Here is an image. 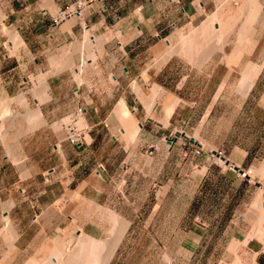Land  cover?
Returning a JSON list of instances; mask_svg holds the SVG:
<instances>
[{"label": "crops", "instance_id": "obj_1", "mask_svg": "<svg viewBox=\"0 0 264 264\" xmlns=\"http://www.w3.org/2000/svg\"><path fill=\"white\" fill-rule=\"evenodd\" d=\"M74 1L0 0V89L6 95L24 88V64L37 67L30 72L34 87L36 77L42 73L40 65L48 61L50 51L79 39L85 29L97 38L96 57L86 62L89 64L84 71L85 81L76 84L70 73H57L50 80L51 87L47 85L50 99L38 106L41 115L51 122L77 105H84L85 121L94 128L91 141L76 146L65 139L59 141L62 158L48 168L50 173L47 181L43 179L42 191L38 188L42 177L33 155L26 157V163L25 158L12 160L0 153V213L15 225L12 242L6 246L0 243V256L15 259L0 258V264H38L43 255H48V241L60 242L72 229L75 238L82 231L103 243L100 246L97 242L95 248L86 250L73 247L76 239L72 240L63 253L68 254L64 260L67 264H199L203 256H214L215 249H200L198 243L195 248L186 249L185 241L238 238L245 239L246 253L264 264V226L257 235L246 236L247 225L258 216L251 205L239 200L235 209L232 201L221 204L207 198L208 193L203 194L217 168L219 173L230 169L238 176L234 166L264 189V57L250 61L260 67L249 88L243 78L248 63L242 66L239 56L212 52L190 64L171 55L159 62L173 29L193 24L210 11L203 0H87L86 9L79 15L53 24L56 13ZM11 36L17 38L15 45ZM232 59H238L239 68L231 64ZM7 83L13 84L4 87ZM151 85L157 87L155 93ZM138 93H142V98ZM223 96L237 97L224 106L225 111L234 108L235 112L228 122L231 131L225 133L227 136L231 132L232 138L222 144L229 161L227 167L207 152L197 157L184 152L190 142L182 137L173 147L168 145L170 138L175 139L176 129L190 131V115L196 111L202 113L197 124L201 135ZM32 100L37 101L35 97ZM119 101L136 119L139 129L133 139L127 136L126 125L115 109ZM254 121L257 126L250 128ZM248 135L253 138L245 139ZM142 147L146 148L144 154ZM121 151L141 154L143 162L126 164L127 183L119 189L121 196L116 199L109 194L115 187L108 182H114L121 174L124 165H115V156ZM90 154L103 161L101 179L92 177ZM53 187L58 188L59 195L79 191L86 197L91 191L96 192L91 195L95 199L62 202L50 197ZM263 199L260 204L264 209ZM2 202L9 204L6 210L2 209ZM260 222L264 225L263 219ZM219 223L238 227L232 235L222 231L217 236L211 225ZM63 229L65 233L61 232ZM114 240L117 245L112 249ZM106 242L111 245L106 247L108 250L103 248ZM104 255H108L107 261ZM206 264L216 262L208 260Z\"/></svg>", "mask_w": 264, "mask_h": 264}, {"label": "rangeland", "instance_id": "obj_2", "mask_svg": "<svg viewBox=\"0 0 264 264\" xmlns=\"http://www.w3.org/2000/svg\"><path fill=\"white\" fill-rule=\"evenodd\" d=\"M203 1L207 2V5L210 11L201 15L196 20H194L195 22L193 24L174 28L172 33L167 37V40H166L167 45L165 47V51L171 48L173 50L172 55L174 56V58L181 59L183 60L184 63H190V64L199 62V60L203 58L204 55L206 56L208 53L211 54L212 52L219 53L217 55L234 57L235 56L234 54H236V50H239V47H240L241 53L238 54L239 56L238 59L239 60L242 59V62H243L242 66L245 64V62L246 63L250 61L256 62L257 59L260 60L262 57H264V0H256L258 3L261 4V8L259 9L257 17H255L254 21L251 23V25L253 26L250 25V27L252 28L249 27L250 30L248 29L249 31L247 32L243 31V25H244L243 21L246 20L245 18L248 15L247 10L250 9L248 7L249 0H203ZM195 3H196V7L200 8L199 3L198 2H195ZM211 12H214V13H211ZM58 13L59 11L56 13V15H58ZM212 14H215L216 21L214 22H216V24H214V22L212 23V26H214L213 29L210 27L211 24L208 25L207 28H205L202 25H204V22L206 21L205 19H207L208 16ZM72 16H75V15H72ZM55 17L53 18V24H57L61 22L62 20H64L62 19L60 21H57L56 23L54 20ZM243 18L244 20H242ZM197 29H199V31ZM211 29L213 30V32ZM215 29H217V31L218 30L220 31L221 36H220L219 31L217 32ZM214 30L216 33L214 32ZM240 32L245 33L244 34L245 38L243 40L239 39ZM176 33H179V34H176ZM212 34L216 38L212 37ZM216 35H219V38ZM172 38L174 41L171 40ZM82 40H83V37L81 36L79 39H76L72 41L71 43L60 45L56 49H53L52 51H50L47 54L48 61H44L40 65L42 69V73L36 77L37 82L35 83L34 87L31 86L32 77L30 75V72H31L32 67H34V69L37 67L35 65L33 66L30 63H27L22 66V70H21L25 73V78L21 85L24 88L21 91H18L17 93H14V94L6 95L0 89V98H1L0 99V110H1L0 112L3 113L2 115H0V153H6L7 157L12 160H15V159L19 160L21 158H25V162H26V157H30L31 155H33L34 164L39 165L40 178L42 177V179L40 180V186H38L40 191H42V188H43L42 185L44 183L43 182L44 177H45L44 180H46V178L48 177L50 173V171H48V168L53 166L55 163H57L60 160V158H62V154L60 153V150H59L60 149L59 141L64 140L65 132H64V129L62 128V125L59 119L64 117L68 112L65 115L61 116L60 118L54 121H51V122L46 121V118L42 116L43 120L41 119V122L39 121L32 122L33 127H31L30 122L25 118V114L27 112V107H29V110L37 109L40 103L50 99L51 97V89H49V87H51L50 80L52 77L57 75V73L59 72L60 73L61 72L70 73L72 81L76 84H79L85 81L84 71H85V68L87 67L86 65L87 63L82 66L81 70L83 72L81 71V73H79L80 75L79 82L75 78L76 77L74 73L76 72L75 69H71L70 67L69 69L67 66V64L69 63L68 60H70L71 58L73 59V61H75L74 62V64H76L75 66L76 67L78 66V63H79L78 60H80L78 56H81L80 51H79V45L81 44ZM172 42L173 43L176 42V43L171 45ZM211 42L214 43V46H211ZM180 43L183 46V48L180 45ZM14 44H16V42H14ZM224 45H227V46L224 47ZM248 46H249V49H248ZM94 49L95 47L91 48V50L89 49V51H92L95 54L96 52L94 51ZM86 51L87 50H85L84 52ZM14 52L16 51H11V53H14ZM187 52L188 54H186ZM238 59L231 60L232 61L231 64L236 65V68H239L240 66L238 63L239 61L237 62ZM237 71L241 72V69H237ZM68 75L69 74H66V77ZM15 79H17V77L16 78L14 77V80ZM4 81L8 82V79H5ZM42 81H46L47 85L49 86L47 87V90H46V93H47L46 99L44 101H41V102L36 101V103H34L32 100V97L36 98V92L41 86L40 84ZM244 81L246 80L244 79ZM2 82L3 80H1V77H0V88L2 86ZM137 83L139 84L138 81H136V84ZM9 84H13V83H7L6 85H4V87L8 86ZM241 86H243V83H241L240 87ZM92 87H95L94 83L92 84ZM156 88L157 87L155 85H151V91L153 93L155 92L154 89ZM13 90H14L13 88H9L10 92H13ZM20 97H24V101H22ZM37 99L38 98H36V100ZM233 99H237V97H230V96L221 97L219 103L217 104L218 110L215 113H213V115L209 118V120L205 124L204 128H202V130L200 131L201 135H198L199 128L197 127V124L199 122V119L202 113L198 111L193 112L190 115L191 125L189 126L192 127L190 131L188 132V131H185L184 129H176L175 131L176 133L177 132L185 133L187 135V138L182 137L181 135L176 136V133H174L175 139L172 140L170 138L168 145L170 147H173L177 138L182 137L184 139L189 140L190 142V144L187 145L183 149L184 152L190 154L192 157H197L201 155L202 153L207 152L211 156V158L214 159L217 163H219L222 167H227L229 163L225 165V162L220 159V156L225 157L224 155L225 153L223 152V149H222V144L224 143L223 140H225L226 142L229 140V138H232L231 132H229L230 135H227V136H225V133L228 130L229 119L234 116L235 112H234V108H232L231 110L228 109V111L227 110L225 111L224 106L227 105V103H229V101ZM55 103H57V101H55ZM81 106L85 108V112H86V107L84 105H81ZM73 109H71L70 111H72ZM85 112H84V119L80 120L82 124L87 123L85 121ZM128 113L130 116L131 112L128 111ZM66 118H67V115L64 117L63 120H65ZM132 118L134 121L136 120L133 116ZM121 119L124 123L125 119L123 120L122 117ZM257 124L258 123L254 121L253 123L249 124V127L254 128L255 126H257ZM228 131H231V130H228ZM236 131H237V134H239L240 129H237ZM93 134H94V128H92L91 126L89 134L86 137V142H83L82 144L87 145V142L89 143L91 141L90 138L93 136ZM190 136H194L196 138V139L194 138L195 142H199V143L201 142L202 144L200 143L199 145H195V143H192L190 141ZM252 138L253 137L250 135L245 136V139H252ZM173 141H175L174 144L173 145L170 144V142H173ZM17 146L20 147L19 149H22V150L19 151ZM73 146H76V145H73ZM142 148L143 149H141V152H142L141 154H144L146 148L144 147ZM153 148L155 149V147ZM151 149L152 148H150L149 150L151 151ZM195 149H198L199 151L197 154L194 153ZM213 151H215L216 153H213ZM141 154L135 155L134 152H128V151L117 152L115 156L116 157L115 165L117 166V163L120 162L124 166L119 172L121 174L116 177V180L114 182H108L110 183V185H114L115 187V191L110 190L109 192V194H114L113 198H116V199L120 198L121 194L118 191H120L119 189L122 188L125 185V183H127V175H128L127 166L129 165H126V164L129 162L133 163V165L142 163L143 158ZM89 157L92 160V167L94 168V171L92 172V177H94V179H97V180L101 179L102 172L98 173L99 172L98 170L101 169L99 168V165H102L104 167V164L102 163L103 161L96 160L95 154L94 155L90 154ZM216 157H219V159L223 161V163H220V161H218ZM225 160L227 159L225 158ZM116 166L114 167L113 172H115ZM218 170L219 169L217 168L216 171H214L212 175L209 177L208 183L207 185H205L206 186L205 193L203 194L208 193L206 196L207 198H210V199L214 198L218 201V203H221V204L232 201V203H234V205L236 206L235 209H237L239 200H242V202H246L250 204L251 207L254 209V212L258 214V216H256V218L251 224L247 225L249 230L247 231L246 236L249 233L252 236L257 235L258 231L261 229V226L262 227L264 226L262 222H260L261 219H263L264 221V209L261 207L259 203V200H260V197H258L259 196L258 192L260 189L259 182H257L252 177H249V176L247 177V175L244 176L245 174L239 173L237 174L238 176H235V173L230 169L222 173H219ZM133 171H134V168L131 171V173ZM8 177L11 178L12 176L10 175ZM245 178L248 179L249 182L248 180L245 181L244 180ZM137 182H139V179L137 180ZM104 184H107V183L105 182ZM93 185H95V182H93ZM51 189L53 191V194L50 195V197L55 196L54 199L55 198L60 199L62 202L64 199H67V200L68 199H84L85 197V196L84 197L81 196V195H84V193H79V191L76 194L71 192L70 194L62 193V195H59V190L57 187H53ZM94 193L96 194V192L91 191L85 197V199L87 200L95 199L94 196H91ZM43 198L46 199V196H44ZM2 204H3L2 209L6 210L4 208L6 207L8 203L2 202ZM261 214H263V217ZM8 220L9 221L7 223L6 219H4L3 213H0V243H2L5 246L9 245L12 242L13 240L12 238H13L14 230H15V225L13 221L10 218H8ZM5 223H7V225ZM73 224L74 223L71 224L72 227H73ZM211 226L215 227L217 236L222 235V231H224L225 235H228V236L232 235L235 233V230L238 227V225L236 224H229V223H219V224H213ZM72 231L71 232L68 231V233H70L68 237L66 238L64 237V239L60 241L59 243L57 241L55 242V240H49L48 241L49 246L47 247V250L49 248L48 254L52 253L50 244L53 246V248L59 249L60 253L61 252L63 253L65 249L71 246L69 244H71L72 240L74 239L76 240L78 239V241H76L77 245H74L76 244V242L72 245L73 247L82 245L84 246V247L81 246L82 248L91 249L97 246V242L100 243V241H97L95 237L90 236V235H87V237L91 241H87V242L84 241L82 243L79 238V235L84 234V232L81 231L78 237L75 238L76 233L74 232L73 229ZM61 232L65 233L64 229L61 230ZM234 240L237 241V243H235ZM242 241H243L242 239H231V240L215 239V240H209V241L202 240L201 242L190 240V241H185V244H186L185 248L193 249L196 247L198 243V247L200 249L209 247L210 252H211V249L213 248L215 249L214 256H211V254L208 257L207 255L203 256L199 264H206L208 260L215 261L216 264H232V263L236 264L234 263V260L237 258H238L239 264H255V263L261 264L262 263L261 261L255 260L253 254L246 253L247 249L244 246L245 242H242ZM91 244L93 245L91 246ZM62 245L64 247H62ZM101 245L102 243H100V246ZM231 248H233L234 250ZM232 251H235V252H232ZM46 256L48 255H43L38 262L41 263L42 260L46 258ZM61 257H62L61 264H67L66 262L64 263L63 261V260H66V258H68L67 255L62 254ZM0 258L2 260L15 259L14 257H11V256L8 257L7 255H4L2 257L0 256Z\"/></svg>", "mask_w": 264, "mask_h": 264}, {"label": "bare ground", "instance_id": "obj_3", "mask_svg": "<svg viewBox=\"0 0 264 264\" xmlns=\"http://www.w3.org/2000/svg\"><path fill=\"white\" fill-rule=\"evenodd\" d=\"M249 2V4H248V7L250 8H247V9H249V10H247L248 11V15H247V17L245 18L246 20L245 21H243L244 22V25H243V31H245V32H247V31H249L250 30V28H252V27H250V25H251V23L254 21V19H255V17H257V15H258V12H259V9L261 8V4L260 3H258L256 0H249L248 1ZM224 5V4H223ZM245 6V5H244ZM224 7V6H223ZM247 7V6H246ZM245 7V8H246ZM219 8V7H218ZM241 8V7H240ZM216 10H217V8H216ZM211 13H214V12H211ZM2 14V13H1ZM246 15V14H245ZM206 21L204 22V25H202V26H204L205 28H207L208 27V25H210L211 24V28L213 29V27L214 26H212V23L214 22V21H216V17H215V14H212V15H210V16H208V18L207 19H205ZM242 20H244V18L242 19ZM214 24H216V22H214ZM213 24V25H214ZM242 26V25H241ZM251 26H253V25H251ZM250 27V28H249ZM195 28V27H194ZM211 29V30H212ZM249 29V30H248ZM198 31H199V29H197ZM216 31H217V29H215ZM215 30H214V32H215ZM253 30H254V28H253ZM257 30V29H256ZM205 31H206V29H205ZM219 31V30H218ZM217 31V32H218ZM222 31H224V30H222ZM193 32V31H192ZM212 32H213V30H212ZM180 33V32H179ZM179 33H176V34H179ZM216 33V32H215ZM219 33H220V31H219ZM83 35H82V37H83V40L81 41V44L80 43H78V44H80L79 45V51H80V54H81V56H78V58H80V60H78L79 61V63H78V66L76 67L75 65L76 64H74V62H73V60H68V64H67V66H68V68L70 67L71 69H75V71L76 72H74L75 73V75H76V79L78 80V82L80 81V75H79V73H81V69H82V66L84 65V64H86V61L87 60H93L95 57H96V54H94L92 51H89V49L91 50V48H93L95 45H96V43H97V38H94V36L92 35V33H91V31H89V30H86L85 29V31H84V33H82ZM181 34H182V32H181ZM214 34V33H213ZM213 34H212V37H215V36H213ZM218 34V33H217ZM225 34V33H224ZM245 33H243V32H240V34H239V39H241V40H243L244 38H245V35H244ZM17 35V34H16ZM215 35V34H214ZM15 36V35H14ZM180 36V35H179ZM216 36H218V38H219V35H216ZM220 36H221V33H220ZM12 37V40H13V42H16L17 41V38L16 37H13V36H11ZM11 37H9V38H11ZM172 37V36H171ZM175 37H177V36H175ZM223 37V36H222ZM216 38V37H215ZM222 39V38H221ZM11 40V39H10ZM18 40H19V38H18ZM172 41H174L173 40V38L171 39ZM186 40V39H185ZM182 41H183V39H182ZM191 41V40H190ZM211 41V40H210ZM252 41V40H251ZM22 42V41H21ZM17 43V42H16ZM176 42H172L171 43V45L172 44H175ZM254 44V43H253ZM15 45V44H14ZM20 45V44H19ZM178 45V44H177ZM180 45H181V43H180ZM179 45V46H180ZM182 46V45H181ZM176 47V46H175ZM174 47V48H175ZM187 47V46H186ZM182 48H183V46H182ZM186 49H188V48H186ZM248 49H249V46H248ZM85 50H87L86 52H84ZM93 50V49H92ZM95 50V49H94ZM186 51V50H185ZM241 50H240V47H239V50H236V54H234L235 56H238V54H240L241 52H240ZM163 52V51H162ZM159 54H161V53H159ZM173 54V50L171 49V48H169V49H167L165 52H164V54H163V56H162V60H160L159 62H163L165 59H167L169 56H171ZM186 54H188V52L186 53ZM206 54V53H205ZM162 55V54H161ZM208 55V54H207ZM157 56V55H156ZM205 56V55H204ZM157 59V58H156ZM89 64V63H88ZM88 64H86V65H88ZM90 66V65H89ZM260 67V66H259ZM259 67H257L253 62H248V64H247V68H246V71H243V78L246 80V83H245V81H244V83L246 84V88H249V86L251 85V82H252V79L255 77V75H256V73H257V71H258V68ZM69 68V69H70ZM247 78V79H246ZM135 83H136V81H135ZM134 83V88L135 89H138V88H136L137 87V85ZM243 83V82H242ZM243 83V84H244ZM41 86L39 87V89H38V91L36 92V98H38L37 99V101L38 102H41V101H44L45 99H46V95H47V93H46V88H47V83H46V81H42L41 82V84H40ZM140 87V86H139ZM156 90L157 89H154V91L156 92ZM137 91H139V90H137ZM136 91V92H137ZM141 92V91H140ZM154 92V93H155ZM143 93V92H142ZM142 93H138L139 95H140V97L142 98V96H141V94ZM146 93V92H145ZM145 96V95H144ZM1 99V98H0ZM3 99V98H2ZM20 99H22V101H24V97H20ZM146 99V98H145ZM141 101H143V100H141ZM5 102V101H4ZM9 103V102H8ZM25 103V102H24ZM152 104V103H151ZM26 105V104H25ZM27 107V106H26ZM148 107V106H147ZM4 109V108H3ZM116 109V111L120 114V116L123 118V120H124V124L126 125V131H127V136L129 137V139H133V135L135 134V132L139 129L138 128V126H137V124H136V121H134L133 120V118H132V116L130 115L129 116V113H128V110H127V108L125 107V105H124V103H123V101H119V103L117 104V108H115ZM9 110V109H8ZM1 111V110H0ZM166 113L167 114H169L170 113V109H168L167 111H166ZM3 113H1L0 112V115H2ZM25 118L30 122V125H31V127H33L32 126V122H34V121H39V122H41V119H42V115H41V111L37 108V109H33V110H29V107H27V112H26V114H25ZM43 120V119H42ZM36 124V123H35ZM39 124V123H38ZM137 135V134H136ZM196 139V138H195ZM129 141V140H128ZM201 143V142H200ZM202 144V143H201ZM20 148V147H19ZM217 159H218V161H220V163H223V161H221L220 159H219V157H216ZM99 172L98 173H101L102 171H103V169H99L98 170ZM252 171H254V169H252ZM80 188V187H79ZM82 189V188H81ZM78 190V189H77ZM76 194V193H75ZM259 195L260 196H258V197H260V200H259V203H261V200H262V198H264V189H262V188H260V190H259ZM11 202H12V200H11ZM3 205V204H2ZM261 205V204H260ZM9 207V204H7L6 205V207L4 208V209H7ZM7 214V213H6ZM4 219H6V221H7V223H8V218H7V216H4ZM74 219V218H73ZM7 223H5L6 225H7ZM117 224V223H116ZM125 224V223H124ZM5 225V226H6ZM127 225V224H126ZM7 227V226H6ZM69 229V228H68ZM118 229V228H117ZM9 230H11V229H9ZM71 230V229H70ZM115 230V229H114ZM118 231V230H117ZM73 232V231H72ZM110 232V231H109ZM116 232V231H115ZM6 233V232H5ZM7 233H9V232H7ZM112 234V233H111ZM115 235V234H114ZM117 235V234H116ZM12 237V236H11ZM119 237V236H118ZM118 237H117V239H118ZM238 237V236H237ZM79 238H80V240H81V242L83 243L84 241H91L88 237H87V235H85V234H82V235H79ZM111 238V237H110ZM4 239V238H3ZM239 239V238H238ZM72 240V239H71ZM79 240V241H80ZM111 240V239H110ZM109 239H108V241H110ZM76 241H78V239L76 240ZM235 241V240H234ZM117 243H118V241H116ZM242 242H245V239L242 241ZM59 243V242H58ZM103 243V242H102ZM113 243H115V240H114V242ZM235 243H237V241H235ZM241 243V242H240ZM105 244V245H104ZM103 244V248H105V249H107L108 250V248H106V247H109V246H111V245H108L107 244V242L106 243H104ZM111 244V243H110ZM239 244V243H238ZM70 245V244H69ZM74 245H77V242H76V244H74ZM81 245V244H80ZM90 245V244H89ZM93 244H91V246H92ZM114 245L116 246L117 244L115 243V244H113V246H111L112 247V249H114ZM240 245V244H239ZM82 246V245H81ZM81 246H77L78 248L79 247H81ZM90 246V247H91ZM62 247H64L63 245H62ZM82 247H84V246H82ZM81 247V248H82ZM67 248V247H66ZM83 249V248H82ZM86 249V248H85ZM101 249V248H100ZM111 249V250H112ZM231 249H233V248H231ZM87 250V249H86ZM99 250V249H98ZM234 250V249H233ZM66 251V250H65ZM76 251V250H75ZM78 251V250H77ZM91 250H89V252H90ZM100 251V250H99ZM236 251V250H235ZM235 251H232V252H235ZM93 252V251H92ZM49 253V252H48ZM64 253V252H63ZM62 252L60 253L59 252V249H57V248H53L52 249V253H50V255L48 254V256H46V258H44V260H42V262L41 263H38V264H61V262H62V254H63ZM89 254V253H88ZM95 254H97V253H95ZM94 254V255H95ZM68 255V254H67ZM91 255V254H90ZM97 256V255H96ZM105 257H104V260L105 261H107V258H108V255H104ZM77 257H79V255L77 256ZM98 257V256H97ZM99 257H101V256H99ZM98 257V258H99ZM65 258V257H64ZM74 258V257H73ZM93 258H95V257H93ZM75 259V258H74ZM30 260V259H29ZM70 261H71V259H69ZM73 260V259H72ZM77 260V259H76ZM93 260V259H92ZM91 260V261H92ZM99 260V259H98ZM64 261V260H63ZM105 261H104V263H105ZM36 262V261H35ZM80 262V261H79ZM94 261H92V263H93ZM99 262H101V263H103V261H99ZM99 262H97V263H99ZM28 263V262H27ZM31 263V262H30ZM64 263H65V261H64ZM74 262H72V264H73ZM78 263V262H77ZM84 263H86V262H84ZM91 263V264H92ZM234 263H236V264H239L238 263V258L237 259H235L234 260ZM255 263V262H254ZM33 264V263H32ZM79 264V263H78ZM80 264H81V262H80ZM83 264V263H82ZM89 264V263H88ZM233 264V263H232ZM256 264V263H255Z\"/></svg>", "mask_w": 264, "mask_h": 264}, {"label": "built area", "instance_id": "obj_4", "mask_svg": "<svg viewBox=\"0 0 264 264\" xmlns=\"http://www.w3.org/2000/svg\"><path fill=\"white\" fill-rule=\"evenodd\" d=\"M86 5L87 0H75L65 9L59 11L54 19L55 22L57 23V21L71 17L72 15H79L81 11L85 10ZM84 112L85 108L81 105H77L72 111L66 114L67 118L65 120L63 119L66 115L59 119L65 132L64 139L70 145H81L83 142H86V137L89 134L91 126L87 123L82 124L80 122V120L84 119ZM198 152V149L194 150V153L197 154ZM99 168L104 169L102 165H99Z\"/></svg>", "mask_w": 264, "mask_h": 264}, {"label": "water", "instance_id": "obj_5", "mask_svg": "<svg viewBox=\"0 0 264 264\" xmlns=\"http://www.w3.org/2000/svg\"><path fill=\"white\" fill-rule=\"evenodd\" d=\"M180 135H181L182 137L187 138V135H186L185 133H183V132H182V133H181V132H177V133H176V136H180ZM190 141H191L192 143H195V145H199V144H200L199 142H195V139H194L193 137L190 138ZM174 142H175V141L170 142V144L173 145ZM213 153H216V152L213 151ZM220 159L223 160L226 164L229 163L227 160H225V157H224V156H220ZM233 168H234V170L238 171V173H240V174L244 173L241 169H239V168L236 167V166H234ZM247 177H248V175H247Z\"/></svg>", "mask_w": 264, "mask_h": 264}, {"label": "clouds", "instance_id": "obj_6", "mask_svg": "<svg viewBox=\"0 0 264 264\" xmlns=\"http://www.w3.org/2000/svg\"><path fill=\"white\" fill-rule=\"evenodd\" d=\"M242 174H245V173H242Z\"/></svg>", "mask_w": 264, "mask_h": 264}]
</instances>
